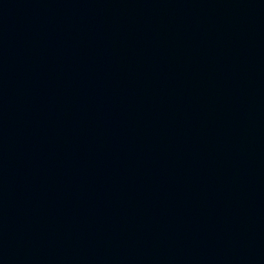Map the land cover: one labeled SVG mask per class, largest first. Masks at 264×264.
<instances>
[{"label": "water", "instance_id": "95a60500", "mask_svg": "<svg viewBox=\"0 0 264 264\" xmlns=\"http://www.w3.org/2000/svg\"><path fill=\"white\" fill-rule=\"evenodd\" d=\"M0 264H264V0H0Z\"/></svg>", "mask_w": 264, "mask_h": 264}]
</instances>
